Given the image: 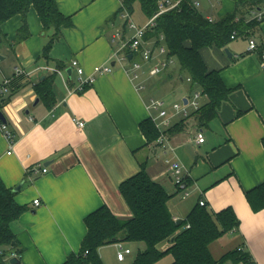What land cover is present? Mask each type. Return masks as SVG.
<instances>
[{"label":"crops","instance_id":"1","mask_svg":"<svg viewBox=\"0 0 264 264\" xmlns=\"http://www.w3.org/2000/svg\"><path fill=\"white\" fill-rule=\"evenodd\" d=\"M56 1L72 25L61 29L49 60L43 58V48L53 32H43L33 8L27 14L30 36L26 40L15 42L23 27L21 15L2 25L11 45L0 47L5 57L0 61V86L14 76L16 68L24 74L2 111L17 142L8 155L9 144L0 128V178L13 192L21 187L14 192L15 201L28 207L11 224L17 245L8 250L7 264H63L79 253L87 234L85 219L102 206L119 218H130L132 213L119 187L138 174L143 163L150 178L171 195L168 208L176 221L186 219L200 201L212 213L229 207L234 210L239 226L211 244L215 259L241 250L253 264H264V210L254 212L246 197L264 183V59L260 54L264 21L249 36L232 39L226 47L202 50L208 69L217 70L225 86L232 89L217 117L202 126L192 108H188V119L172 109L174 103L186 104L199 89L183 80L187 75L180 74L179 62L157 78L140 79L138 83L145 89L139 92L129 75V63L111 61L117 48L113 36L118 32L125 38L133 35L119 16L123 0ZM204 1L206 18L239 15L238 0ZM244 17L248 19V15ZM249 38L256 39L260 51L248 50ZM75 59L87 74L96 66L110 64L114 69L96 76L84 93H73L78 80L71 65ZM59 64L64 68L59 69ZM46 80L51 81L52 90L48 100L35 90ZM151 99L166 102L164 117L160 111L149 110ZM202 103H207L206 95ZM166 118H170L169 127L161 125ZM76 119L84 122V127H78ZM149 120L160 134L152 143L147 142L141 127ZM199 128L205 134L201 145L195 139ZM164 133L166 139L159 143ZM175 161L183 165L188 196L178 190L172 177L170 167ZM37 164L47 167V173H37ZM36 199L39 206L34 204ZM120 246L131 250L124 261L117 257ZM171 246L169 239L158 249L165 251ZM143 249L142 243L123 242L99 248L98 255L102 264H132ZM14 256L19 263L10 262ZM173 261L169 254L155 264Z\"/></svg>","mask_w":264,"mask_h":264},{"label":"trees","instance_id":"2","mask_svg":"<svg viewBox=\"0 0 264 264\" xmlns=\"http://www.w3.org/2000/svg\"><path fill=\"white\" fill-rule=\"evenodd\" d=\"M160 1L123 0V3L131 15L134 13V5L139 3L149 20L159 11ZM238 2L241 6L240 16L228 14L209 22L194 6V0H184L178 9L159 16L155 26L147 33V38L156 42L161 36L165 37L170 54L179 62L180 74L189 76L193 85L198 84L206 95L207 103L195 113L202 126L217 117L221 104L231 96L232 91L225 86L217 70L215 72L208 69L202 50L214 46L226 47L232 41L234 32L238 37L249 36L250 31L259 24L246 22L244 15L250 6L242 1ZM31 8L38 13L43 32H53L43 48V58L49 60V53L55 40L60 37L61 29L72 25L70 17L61 12L56 0H0V47L3 44L11 45L2 31V25L17 15L23 17V27L18 31L15 42L29 38L27 14ZM237 17L242 19L237 22ZM260 54L262 57L263 52ZM58 68L64 67L59 64ZM22 77L21 74H14L7 86L8 93H0L1 111L12 100L16 92L14 88H18L19 79ZM50 88L49 80L35 86V90L45 100L52 94ZM141 127L147 142L152 143L159 138V131L150 120L142 123ZM262 144L264 147V137ZM119 189L132 216L128 219L119 218L107 206L89 214L85 219L87 234L79 253L71 255L63 264H102L98 255L99 248L123 242L144 245V249L138 252L132 264H155L169 254L174 258L172 264H226L229 261L253 264L249 254L241 250L228 252L220 259H215L211 254V244L239 226V220L231 207L212 213L199 203L186 219L177 224L178 221L168 208L171 195L150 178L144 163L141 171L122 182ZM15 194L0 178V264H7L8 250H13V245H17L11 224L28 209L15 201ZM246 197L254 212L264 210V183L247 192ZM169 239L172 240V246L160 251L158 245Z\"/></svg>","mask_w":264,"mask_h":264},{"label":"built area","instance_id":"3","mask_svg":"<svg viewBox=\"0 0 264 264\" xmlns=\"http://www.w3.org/2000/svg\"><path fill=\"white\" fill-rule=\"evenodd\" d=\"M183 1L184 0H161L159 5V11L151 19H149L144 26H138L135 22H133L132 15L129 13L128 10H126L124 3H122V8L119 13V16L121 17V19L126 21L127 27L133 31V35L130 38H125V35L122 32H118L113 36L112 41L114 44H118V47L116 48V52L112 55L111 61L114 60L115 63H119L121 65L123 63H129V66L131 67L130 73L128 70L127 71L131 77V80L135 84L136 90L139 92L145 89V85L142 82L138 83L140 79H143L145 77L155 78L168 71L174 65L178 64L177 58L170 54V51L165 44V37L161 36L158 39V42H156L155 40L148 39L147 33L152 27L155 26L156 19L159 18V16L174 9H178ZM239 1L247 3L250 6V9L246 14L248 15V19L247 17H244L246 19V22L250 21L261 23L264 21V0ZM200 5L201 0H194V6L196 8L199 9ZM207 19L209 20V22H214L216 20L213 17H208ZM241 19V17H237L236 21L238 22ZM231 38L234 40L238 38V35L234 32ZM260 48L261 47L257 43L256 39L249 38V51H258L260 50ZM262 52V58L264 59V47L262 48ZM130 55L131 58H129ZM71 65L73 68L76 69L78 75L77 85L75 86L74 91H72L73 93L77 94L84 93L89 86L93 85L96 81V76L110 74L114 69V67L110 64L106 66H96L92 73L87 74L78 60H73L71 62ZM56 72H58V70ZM20 74L22 75L24 74V72L16 68L15 75L18 76ZM183 80L193 85V81L189 76H187V78L185 77V79ZM9 83L10 79L4 80L3 84L0 86L1 94L8 93L7 86ZM195 86L199 89L193 91L192 98L187 99L186 104L174 103L172 105L174 113L180 115L184 119H188L189 117H191V113L188 110L189 107L192 108L195 113L199 112L203 107L202 100L205 95L202 89L198 86V84H195ZM166 106L167 104L164 100L151 99L148 108L149 110H154L156 112L160 111V115L164 117L166 115V112L164 110L167 109ZM170 122V118H166L163 120V123L161 125L169 127ZM75 123L78 127L81 128L85 125L84 122L79 121L77 119ZM0 128L1 131L4 133L9 144L10 150L7 152V154L11 155L12 149H14L13 146L17 142V135L12 131V129L7 123H2V125H0ZM165 139V136L161 134V137L158 142L163 143ZM195 139H197L196 142L198 145H201L205 142V134L202 129L199 128ZM170 169L178 190L180 192H183L184 196H188V182L184 176L183 165L179 161H175L172 162ZM34 170L37 173H47L48 168L44 167L43 164H37ZM34 204L36 206H39L41 204L40 200H34ZM200 205L205 206V202L200 201ZM188 227L189 225H187V228ZM119 250L120 251L117 254L119 261H124L126 255L131 253L130 249L124 248L122 246H120Z\"/></svg>","mask_w":264,"mask_h":264},{"label":"rangeland","instance_id":"4","mask_svg":"<svg viewBox=\"0 0 264 264\" xmlns=\"http://www.w3.org/2000/svg\"><path fill=\"white\" fill-rule=\"evenodd\" d=\"M204 0H201V5H200V8H199V10L204 14V15H206V12H204L203 11V4H204ZM18 16V15H17ZM133 22H134V20H135V22L136 23H138V24H145L146 22H147V20H148V18H146V16H145V14H144V12H143V10H142V8H141V5L139 4V3H136L135 5H134V13H133ZM9 21V20H8ZM144 26V25H143ZM116 45V47H118V44H115ZM0 64H2L1 62H0ZM1 75V74H0ZM162 75V74H161ZM160 76V75H159ZM159 76H157V77H159ZM157 77H155V78H157ZM181 91H178V94L180 93ZM174 100L176 101V100H178V98L176 97V98H174ZM170 108H171V106H170ZM164 136H166L167 134L166 133H164L163 134ZM110 257H112V255L110 256ZM128 262L129 261H127L126 263H124V264H128ZM109 264H116V262L115 261H109ZM117 264H118V262H117Z\"/></svg>","mask_w":264,"mask_h":264},{"label":"water","instance_id":"5","mask_svg":"<svg viewBox=\"0 0 264 264\" xmlns=\"http://www.w3.org/2000/svg\"><path fill=\"white\" fill-rule=\"evenodd\" d=\"M226 52L229 54V56H231V54L229 53L228 50H226ZM129 58H131V55L129 56ZM5 60V57H3L1 54H0V61H4ZM69 73L71 75L72 71L69 70ZM0 121H2V123H8L7 121V118L6 116H4V113L0 110ZM21 187H18V189H15L14 192H16L17 190H19ZM181 223V220H178V223L177 224H180ZM11 263H19V260L17 258H12L10 260Z\"/></svg>","mask_w":264,"mask_h":264}]
</instances>
